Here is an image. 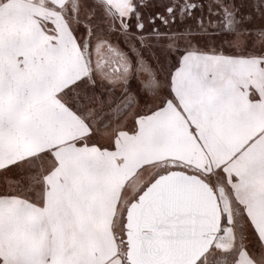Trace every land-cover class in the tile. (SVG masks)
Segmentation results:
<instances>
[{
    "label": "snow or ice",
    "instance_id": "1",
    "mask_svg": "<svg viewBox=\"0 0 264 264\" xmlns=\"http://www.w3.org/2000/svg\"><path fill=\"white\" fill-rule=\"evenodd\" d=\"M0 264H264V0H0Z\"/></svg>",
    "mask_w": 264,
    "mask_h": 264
}]
</instances>
